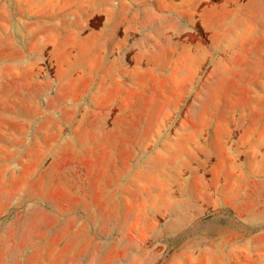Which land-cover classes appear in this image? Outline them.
<instances>
[{"label":"rangeland","instance_id":"obj_1","mask_svg":"<svg viewBox=\"0 0 264 264\" xmlns=\"http://www.w3.org/2000/svg\"><path fill=\"white\" fill-rule=\"evenodd\" d=\"M0 264H264V0H0Z\"/></svg>","mask_w":264,"mask_h":264}]
</instances>
